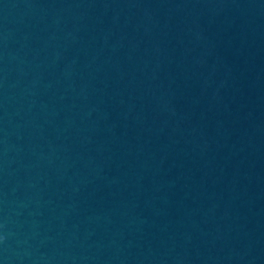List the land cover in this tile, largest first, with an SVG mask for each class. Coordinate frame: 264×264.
I'll list each match as a JSON object with an SVG mask.
<instances>
[{
	"label": "water",
	"instance_id": "obj_1",
	"mask_svg": "<svg viewBox=\"0 0 264 264\" xmlns=\"http://www.w3.org/2000/svg\"><path fill=\"white\" fill-rule=\"evenodd\" d=\"M0 264H264V0H0Z\"/></svg>",
	"mask_w": 264,
	"mask_h": 264
}]
</instances>
